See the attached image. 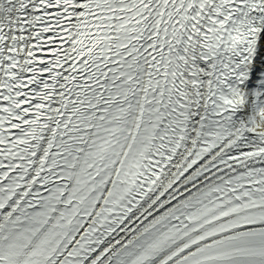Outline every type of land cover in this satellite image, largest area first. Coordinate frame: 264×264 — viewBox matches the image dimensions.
Returning a JSON list of instances; mask_svg holds the SVG:
<instances>
[{"label": "snow or ice", "instance_id": "obj_1", "mask_svg": "<svg viewBox=\"0 0 264 264\" xmlns=\"http://www.w3.org/2000/svg\"><path fill=\"white\" fill-rule=\"evenodd\" d=\"M0 264H264V0H0Z\"/></svg>", "mask_w": 264, "mask_h": 264}]
</instances>
